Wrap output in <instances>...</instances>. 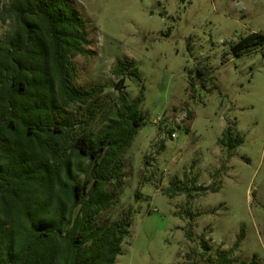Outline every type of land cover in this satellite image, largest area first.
Masks as SVG:
<instances>
[{
	"label": "rangeland",
	"instance_id": "rangeland-1",
	"mask_svg": "<svg viewBox=\"0 0 264 264\" xmlns=\"http://www.w3.org/2000/svg\"><path fill=\"white\" fill-rule=\"evenodd\" d=\"M68 1L89 21V54L74 58V84L103 87L85 127L100 133L121 88L130 101L143 97L123 193L104 214L114 220L133 209L116 264H214L227 251L232 264H264V46L232 50L264 33V0ZM8 29L0 19V37ZM68 115L90 112L74 104ZM228 128L243 138L234 149L219 144Z\"/></svg>",
	"mask_w": 264,
	"mask_h": 264
},
{
	"label": "trees",
	"instance_id": "trees-1",
	"mask_svg": "<svg viewBox=\"0 0 264 264\" xmlns=\"http://www.w3.org/2000/svg\"><path fill=\"white\" fill-rule=\"evenodd\" d=\"M0 19L9 27L0 37V264H116L133 209L114 220L104 214L123 193L124 156L146 119L143 97L130 101L121 88L95 135L85 125L103 87L74 84V58L89 54V21L68 0H8ZM263 46L264 33H253L232 50ZM125 71L127 63L115 71L122 83ZM74 104L87 105V119L71 120ZM231 131L219 144L234 149L243 138ZM232 263L231 251L214 260Z\"/></svg>",
	"mask_w": 264,
	"mask_h": 264
},
{
	"label": "built area",
	"instance_id": "built-area-1",
	"mask_svg": "<svg viewBox=\"0 0 264 264\" xmlns=\"http://www.w3.org/2000/svg\"><path fill=\"white\" fill-rule=\"evenodd\" d=\"M173 136H175V135H173Z\"/></svg>",
	"mask_w": 264,
	"mask_h": 264
}]
</instances>
